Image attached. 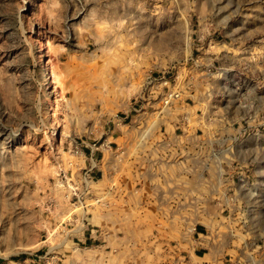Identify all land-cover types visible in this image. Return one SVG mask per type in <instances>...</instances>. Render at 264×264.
Here are the masks:
<instances>
[{"label": "rangeland", "instance_id": "1", "mask_svg": "<svg viewBox=\"0 0 264 264\" xmlns=\"http://www.w3.org/2000/svg\"><path fill=\"white\" fill-rule=\"evenodd\" d=\"M120 190L264 264V0H0V264H171Z\"/></svg>", "mask_w": 264, "mask_h": 264}, {"label": "crops", "instance_id": "2", "mask_svg": "<svg viewBox=\"0 0 264 264\" xmlns=\"http://www.w3.org/2000/svg\"><path fill=\"white\" fill-rule=\"evenodd\" d=\"M114 163L115 160H105L106 173L108 171L111 180L117 177L112 172ZM106 197L109 198L107 201H110L111 204L110 210L105 211L103 218L98 211L93 215L100 225L99 228L103 229V225L106 229L113 226H117L119 229L124 228L126 214L134 210L137 212L138 229L144 228L146 224L150 223L147 218L148 213H154V215L151 214V223L154 229L157 228L160 247L169 249L163 256V258L169 259L168 261L175 262V264H193L194 261L201 264H251L249 256L245 255L246 258L242 259L240 248L231 246L230 241L225 242L224 240L221 241L219 237H212L208 233L206 222L199 221L195 226H192L191 219L187 216L186 207L183 215L168 216L164 209L170 210V205H159L158 199H154V197L150 198L147 204L144 203L145 197H142V204L139 199L132 195H126L123 190L106 192ZM160 214L163 215L160 216ZM94 236L93 230L89 231L88 236H86L89 241L94 240L92 242L93 250L105 249L109 253L108 248H111V251L115 248L117 253L124 257L129 254L128 241L123 235H120L117 241L109 234L107 236L101 234L100 238H96L98 239L96 241ZM136 252L138 255L144 254L139 246H137ZM172 262L170 263L172 264Z\"/></svg>", "mask_w": 264, "mask_h": 264}, {"label": "bare ground", "instance_id": "3", "mask_svg": "<svg viewBox=\"0 0 264 264\" xmlns=\"http://www.w3.org/2000/svg\"><path fill=\"white\" fill-rule=\"evenodd\" d=\"M49 87V86H48Z\"/></svg>", "mask_w": 264, "mask_h": 264}]
</instances>
